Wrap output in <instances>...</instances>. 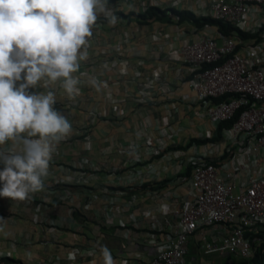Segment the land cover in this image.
I'll list each match as a JSON object with an SVG mask.
<instances>
[{"label": "crops", "instance_id": "obj_1", "mask_svg": "<svg viewBox=\"0 0 264 264\" xmlns=\"http://www.w3.org/2000/svg\"><path fill=\"white\" fill-rule=\"evenodd\" d=\"M210 4L107 0L117 23L100 15L92 26L78 92L69 96L62 79L28 90L54 92V108L72 131L56 146L41 191L25 201L0 197V264H103V246L115 264H149L173 233L174 210L192 195L191 157L232 169L237 188L244 187L247 172L264 175V149L253 151V139L243 134L193 141L214 136L217 125L188 86L189 66L176 55L196 28L177 23L169 9L206 16ZM151 6L170 19L141 17ZM236 28L244 33L236 52L259 45L257 62L264 65V5L252 8ZM203 29L217 32L214 25ZM223 234L219 225L197 230L187 243V264H238L227 253L202 251V239ZM72 251L74 261L67 258Z\"/></svg>", "mask_w": 264, "mask_h": 264}, {"label": "built area", "instance_id": "obj_2", "mask_svg": "<svg viewBox=\"0 0 264 264\" xmlns=\"http://www.w3.org/2000/svg\"><path fill=\"white\" fill-rule=\"evenodd\" d=\"M263 5L264 0H211L208 15L238 27L252 8ZM206 26L195 27L192 39L181 40L176 49L190 68L188 86L213 124L237 115L224 131L232 140L243 134L253 139V151L264 149V65L257 62L262 47L237 53L241 40L235 31L226 35L217 29L211 35L203 29ZM206 159L190 158L192 195L174 210L178 218L173 233L149 264H187L189 238L216 225L224 234L219 240L203 237L200 247L205 254L227 253L238 264H259L252 259L264 240V175L247 172L244 187L237 188L232 169Z\"/></svg>", "mask_w": 264, "mask_h": 264}, {"label": "clouds", "instance_id": "obj_3", "mask_svg": "<svg viewBox=\"0 0 264 264\" xmlns=\"http://www.w3.org/2000/svg\"><path fill=\"white\" fill-rule=\"evenodd\" d=\"M100 15L117 23L107 0H0V197L25 201L42 190L56 146L72 126L55 110L54 92L28 90L62 79L69 96L78 92L72 74ZM101 254L103 264H115L106 246ZM67 258L74 261L76 252Z\"/></svg>", "mask_w": 264, "mask_h": 264}, {"label": "trees", "instance_id": "obj_4", "mask_svg": "<svg viewBox=\"0 0 264 264\" xmlns=\"http://www.w3.org/2000/svg\"><path fill=\"white\" fill-rule=\"evenodd\" d=\"M170 17L176 16L177 23H183L187 22L193 25L196 28H201L204 25H214L217 27V29L226 35H230L233 31L237 33L239 37H243L244 33L238 30V28L224 23L220 20L214 19L209 15L206 16H197L194 12L187 10V9H169ZM150 16V17H156L158 20L161 19H167L169 20L170 17L167 16V13L163 10H160L158 7L151 6L149 7L144 14H141V17ZM237 118V115H235L231 120H226L220 122L216 126V131L214 136L212 137H206L204 139H194V142H214L216 140H219L222 137V133L229 129L233 123V121ZM206 161L215 162L214 159H206ZM254 262L259 264H264V240L260 243V245L257 247L255 252V257L252 259Z\"/></svg>", "mask_w": 264, "mask_h": 264}, {"label": "rangeland", "instance_id": "obj_5", "mask_svg": "<svg viewBox=\"0 0 264 264\" xmlns=\"http://www.w3.org/2000/svg\"><path fill=\"white\" fill-rule=\"evenodd\" d=\"M116 13H118V14H120V13H122L121 11H118V12H116ZM99 18V17H98ZM89 44H88V42H87V44L86 45H84V46H82V49H81V51H83L84 53H86V51H87V49H88V46ZM78 63H79V68H78V70L76 71V72H74L75 73V75H74V77H76L78 80L80 79V72H81V68H82V60H79L78 61ZM221 143H224L223 141L221 142Z\"/></svg>", "mask_w": 264, "mask_h": 264}]
</instances>
